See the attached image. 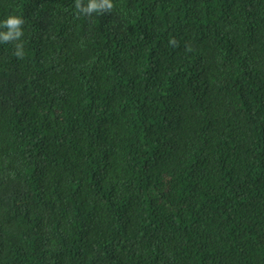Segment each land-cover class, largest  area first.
Returning a JSON list of instances; mask_svg holds the SVG:
<instances>
[{"label": "trees", "instance_id": "obj_1", "mask_svg": "<svg viewBox=\"0 0 264 264\" xmlns=\"http://www.w3.org/2000/svg\"><path fill=\"white\" fill-rule=\"evenodd\" d=\"M112 3L0 0V264H264V0Z\"/></svg>", "mask_w": 264, "mask_h": 264}, {"label": "clouds", "instance_id": "obj_2", "mask_svg": "<svg viewBox=\"0 0 264 264\" xmlns=\"http://www.w3.org/2000/svg\"><path fill=\"white\" fill-rule=\"evenodd\" d=\"M75 7L77 12L86 16H91L93 13H105L111 12L114 5L112 0H88L87 4H84V0H75ZM24 20L18 16H9L2 24L0 28L6 29V31H0V43H11L19 41L23 36L22 26ZM172 45L176 44L175 40L170 41ZM17 49L15 55L22 58L23 45L22 43H16Z\"/></svg>", "mask_w": 264, "mask_h": 264}]
</instances>
